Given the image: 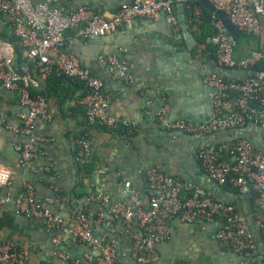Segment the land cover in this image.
<instances>
[{
    "label": "crops",
    "instance_id": "crops-1",
    "mask_svg": "<svg viewBox=\"0 0 264 264\" xmlns=\"http://www.w3.org/2000/svg\"><path fill=\"white\" fill-rule=\"evenodd\" d=\"M33 1L60 8L93 1L96 10L111 17L122 2L131 0ZM175 13V23L161 11L150 20L139 17L133 19L134 24L133 21L122 24L127 27L123 44L112 35L116 30L101 39L82 37L74 29L64 34L63 51L77 55L81 65L103 80L102 91L109 112L118 119L133 122L131 131L124 133L90 126L79 103L85 94L82 83L41 72L10 32L9 18L0 15V37L16 43L15 65L29 75L35 91L46 95L52 114L50 120L34 118L31 128L22 131L20 115L26 107L20 104L14 90L1 92L0 169L11 175L9 183H0V192L9 196L0 206V238L25 249L32 264H93L98 249L78 238L71 226L80 214L85 216L94 236L113 243L116 264H139L132 257V245L143 237L142 227L136 218L126 221L110 214L108 204L101 197L107 195L111 202L122 201L134 208H145L150 196L146 169L155 166L162 171L163 168L170 170L171 162L179 165L176 170L182 169L185 179L169 172L171 175L198 183L195 172L210 179L196 161V143L173 137L156 117L162 106L167 108L166 118L171 112L187 111L198 119H207L211 112L208 88L202 77L208 73L210 63L216 62L215 52L206 39L201 41L202 30L188 18L182 3L175 5ZM260 22L264 38V15ZM248 43L251 41L241 44V50H235V55H245ZM100 54L116 55L130 72L131 80L113 78L107 66L98 65ZM161 88L171 93L163 97L171 103L165 101L158 107L155 95ZM254 127L258 128L254 134L262 137L261 128ZM84 134L91 140L93 168L90 173L84 171L79 156L78 140ZM25 142H33L40 151L23 164L15 145ZM186 157L190 163L185 167ZM28 185L44 207L65 219L64 224L48 226L41 218L16 212L15 199ZM216 185L219 190L209 191L210 194L223 198L247 215L248 228L258 243L262 229L256 200L251 194L243 196L236 189ZM165 224L169 237L157 243L158 258L147 264H247L243 255L215 238L216 221L200 218L184 221L173 216Z\"/></svg>",
    "mask_w": 264,
    "mask_h": 264
},
{
    "label": "built area",
    "instance_id": "built-area-1",
    "mask_svg": "<svg viewBox=\"0 0 264 264\" xmlns=\"http://www.w3.org/2000/svg\"><path fill=\"white\" fill-rule=\"evenodd\" d=\"M189 0H131L122 2L108 18L94 7L81 4L63 11L48 2L33 0H0V15L10 20V32L15 35L28 59L44 73L66 75L83 81L85 94L79 99L84 109L85 120L90 126H101L109 130L123 128L131 131L133 122L118 119L108 110L106 95L102 91L103 80L81 65L74 53L64 52V34L74 29L82 37L105 36L119 25L129 24L135 18H155L165 12L171 22L177 21L176 3ZM216 8L225 12L230 22L246 34L261 37V47L236 56L237 40L228 33L216 14L211 23L216 29L206 37L214 45L216 62L231 68H253L264 61V38L260 17L264 15V0H209ZM193 12L200 15L201 8L193 5ZM16 47L0 37V95L4 89L16 92L19 102L26 107L20 115L21 130L28 131L34 118L50 120L47 97L43 93L33 94L28 74L14 63ZM100 66H107L111 76L129 82L131 74L114 54H100ZM242 79L226 78L218 73H206L202 82L210 92L211 112L204 122L193 123L186 119L168 121L166 106L160 107L156 117L166 128L176 129L199 138L224 129H238L250 125L261 128L264 141V71ZM79 156H91V140L85 134L79 137ZM21 162L27 161L39 147L33 142L17 143ZM195 158L201 168L218 185H229L243 194L255 192L260 214V227L264 241V151L255 147L248 139L237 137L214 146H199ZM150 192L147 207H135L122 201L111 202L109 196L101 199L108 204V212L126 221L136 218L143 229V237L132 245V257L139 264L153 263L158 258L157 243L169 237L165 224L167 218L177 216L184 221L203 219L218 222L215 238L223 246L243 255L247 264H264L259 255L254 234L248 228L247 215L223 198H215L203 186L163 172L158 167L146 169ZM9 183V178L6 183ZM9 196L0 193V206ZM16 212L27 217L41 218L50 226L64 224L59 214L44 207L34 195L33 188L26 186L15 199ZM78 238L98 249L93 264H116L115 250L111 241L93 235L83 214L71 222ZM0 264H32L25 249L15 242L0 238ZM79 264V263H77Z\"/></svg>",
    "mask_w": 264,
    "mask_h": 264
},
{
    "label": "water",
    "instance_id": "water-1",
    "mask_svg": "<svg viewBox=\"0 0 264 264\" xmlns=\"http://www.w3.org/2000/svg\"><path fill=\"white\" fill-rule=\"evenodd\" d=\"M196 1H198L209 12L216 14L217 17L223 23V25L226 28L228 33L232 34L234 37H238L240 35L241 30H239L237 28V26H235L234 24H232L230 22L229 18L227 17V15L225 14V12L223 10L216 8L209 0H196ZM86 4H89L90 6L97 8V5L93 1H86ZM74 8L75 7L70 8V5L69 6L67 5L65 8L61 7V9L63 11H66V12L70 11L71 9H74ZM110 15H112V14H110ZM106 17L110 18L109 16H106ZM147 20H150V18ZM133 24H134V21H133ZM126 28L127 27L125 25H119L116 28V32L112 33V35L114 37H116L117 42L120 44H123V41H124L123 35L127 34ZM92 38L93 39H101L102 36H92ZM258 71L259 70L255 69V68H231L228 66L219 65L217 62L214 61V62L210 63L208 73H218L220 75H223L226 78L242 79V78H245V77L250 76V75L258 74L259 73ZM208 92H210L209 89H208ZM164 94L169 95L171 93L165 88L164 89H162V88L158 89V93L155 95V99L158 100V102L155 105H157L158 107H160L162 104H164L165 101H168L169 103H171L169 98L164 100V98H163ZM168 116L169 117L166 118L168 121L179 119V118H184V119L191 121L195 124L200 123V122H204V120H206V118L198 119L194 115H192L190 112H187V111H182V112L174 111V112H171L170 114H168ZM169 130H170L171 134L173 135V137H175L177 139H181V140H184L186 142L189 141L192 144L196 143V148H198L199 146H205V145L214 146L215 144L222 142V141H229L233 138L242 137V138H246V139L250 140L255 145V147L257 149L264 151V141H263L262 137H257L256 134H254V132L256 130H258V128L254 127V125H250V126H247L244 128H238V129L237 128L236 129H224V130H221L219 132H213V133L206 134V135L199 137V138L193 137V136H191V135H189L186 132L181 131V130H176V129H169ZM209 138L212 140L211 142H209L207 140ZM189 163H190L189 158L186 157L183 159V164L185 167ZM176 165L179 166L178 164H175V162H174V164H173V162H171L168 165L170 170L163 168L164 169L163 172L168 173V174H170V173L180 174L185 179L183 172H182V169L176 170ZM180 168H182V167H180ZM178 171H180V172H178ZM194 175L199 180L198 184L205 187L208 191L215 193L219 190V187L216 185V182L213 181L209 176L208 177L210 179H208L202 175H197L195 172H194ZM245 195L246 194H243V196H245ZM260 237H261V234H260ZM257 244H258L259 255L264 258V241L262 239H259Z\"/></svg>",
    "mask_w": 264,
    "mask_h": 264
},
{
    "label": "trees",
    "instance_id": "trees-1",
    "mask_svg": "<svg viewBox=\"0 0 264 264\" xmlns=\"http://www.w3.org/2000/svg\"><path fill=\"white\" fill-rule=\"evenodd\" d=\"M182 4L185 7V11H186V14H187L188 18L190 20L192 19L193 20L192 22L193 23H196L198 25V27L202 30V36L200 37L201 38V41L204 40V39H206V37L208 35H211V34H214L215 33L216 29L214 28V26L211 23V16L213 14L212 12H209L208 10H206L196 0H189L188 3H185L184 2ZM193 5H197V6H199L201 8V13H200L199 16L196 15L193 12V8H192ZM242 35H245V37H246L244 39V42L247 43V41L248 42H249V40L251 41V43H248L249 46L246 47L247 48V51L254 50V49H258V48L261 47V37L254 36V35H249V34L244 33L243 31H241L240 35L238 37H236V40H237V38L239 39ZM14 44H15L16 49H17L18 46L16 45L15 42H14ZM237 44H238V42H237ZM209 45H210L209 48L214 53L215 52L214 45H212L210 43H209ZM253 68H255L257 70L264 71V61H260L259 63L255 64ZM50 75H54V76H58V77H65V78H72V77H68L66 75H56L55 73H51ZM72 79L78 80L79 82L82 83L83 87H85L83 81H81L80 79H77V78H72ZM30 90H31V92L33 94L38 93V92H41V91H35L31 86H30ZM93 126L96 127V125H93ZM99 127H101V126H99ZM113 129H117L121 133H124V131H125L123 128H113ZM91 157L92 156H90L89 158L81 159V162L83 164L84 171L86 173H90L91 170H92V168H93V159H91ZM229 187H230L229 185L225 184L222 188L223 189H228ZM0 193H3V192H0ZM251 195L255 199V196H256L255 195V192H252Z\"/></svg>",
    "mask_w": 264,
    "mask_h": 264
},
{
    "label": "clouds",
    "instance_id": "clouds-1",
    "mask_svg": "<svg viewBox=\"0 0 264 264\" xmlns=\"http://www.w3.org/2000/svg\"><path fill=\"white\" fill-rule=\"evenodd\" d=\"M10 175L9 171L0 169V183H6Z\"/></svg>",
    "mask_w": 264,
    "mask_h": 264
},
{
    "label": "rangeland",
    "instance_id": "rangeland-1",
    "mask_svg": "<svg viewBox=\"0 0 264 264\" xmlns=\"http://www.w3.org/2000/svg\"><path fill=\"white\" fill-rule=\"evenodd\" d=\"M245 38H246L245 35H242L239 39L237 38V42H238L237 46H238V47H236V50H238V49L241 50L240 45L244 43V39H245ZM245 50H247L246 47H245ZM243 51H244V50H243Z\"/></svg>",
    "mask_w": 264,
    "mask_h": 264
}]
</instances>
